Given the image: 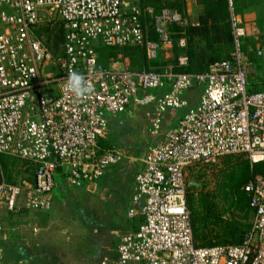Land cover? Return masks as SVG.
<instances>
[{
    "label": "built area",
    "instance_id": "2783aa9c",
    "mask_svg": "<svg viewBox=\"0 0 264 264\" xmlns=\"http://www.w3.org/2000/svg\"><path fill=\"white\" fill-rule=\"evenodd\" d=\"M171 25L185 35L189 21L176 11L156 13L155 7L125 0H0V156L36 166L33 183L0 182V264L1 245L10 237L2 218L49 211L58 172L77 186L132 158L124 149L101 145L110 117L131 106L152 107L146 115L151 137L161 134L169 110L186 111L165 140L140 159L143 169L128 211L130 218L143 217L139 231L122 237L117 261L100 264H264L263 179L245 187L255 214L239 245L199 247L188 205L192 166H219L230 155L264 161V92L249 90V76L257 70L241 52L246 34L236 18L232 57L206 73H175L172 65L160 71L97 69L99 43L139 47L155 61L162 47L174 46ZM150 27L158 41L148 39ZM58 28L64 37L62 55L55 58L49 39ZM177 46L186 50L187 37ZM187 65L182 55L178 66ZM49 67L56 72L45 73ZM72 71L90 87L79 98L67 86ZM195 88L200 99L190 108L184 95Z\"/></svg>",
    "mask_w": 264,
    "mask_h": 264
},
{
    "label": "crops",
    "instance_id": "0c3cea01",
    "mask_svg": "<svg viewBox=\"0 0 264 264\" xmlns=\"http://www.w3.org/2000/svg\"><path fill=\"white\" fill-rule=\"evenodd\" d=\"M184 1L188 21L197 23L201 12L198 1ZM234 1L238 9L234 17L239 26L245 30V37L256 43L254 53L258 57V62L255 64L250 61V63L257 67V72L249 76V90L264 92V0ZM259 52H261L260 56ZM159 57L162 62L169 63L174 59L175 51L169 46L162 47ZM110 69L126 68L124 64L116 63ZM200 94L195 98L193 89L184 95L190 108L199 103ZM142 108L147 110L146 115L152 109L151 106ZM130 109H136V106H131ZM175 114L176 112L169 110L164 115L161 134L158 137L150 136L153 145L164 141L179 118L183 116L180 114L176 118ZM116 118L121 117L119 115L110 117L109 127ZM148 149L143 155L142 153L136 155L124 149L130 157L139 160L127 159L93 182H83L74 186L67 181L64 174L58 172L54 177L56 185L50 195L51 209L23 211L20 214L21 230L16 235L11 233L9 242L5 241L7 246L1 245L4 264H100L105 259L117 261V249L122 237L138 232L143 217L138 214L130 218L128 209L125 214L112 196L117 193L111 191L107 183L101 184L99 180L116 170L129 175L131 177L130 209L136 193V176L143 169L140 159L146 155ZM116 217L120 219L115 221Z\"/></svg>",
    "mask_w": 264,
    "mask_h": 264
},
{
    "label": "trees",
    "instance_id": "16d2710c",
    "mask_svg": "<svg viewBox=\"0 0 264 264\" xmlns=\"http://www.w3.org/2000/svg\"><path fill=\"white\" fill-rule=\"evenodd\" d=\"M197 1L201 12L197 23L189 22L184 30L185 35L177 26L169 27L175 51V57L171 62H162L160 57L150 62L145 50L139 47H107L99 43L95 46L98 55L97 69L105 71L109 70L113 64L121 63L132 71H149L150 69L160 71L163 67L172 65L175 73L199 75L208 72L212 64L230 59L235 51L232 17L238 12L236 2L234 0L232 2L231 0ZM140 6L155 7L156 13L168 9L187 17L184 0H150ZM63 34V30L58 28L50 36V49L55 58L62 55ZM183 36L187 37L186 50H181L177 46L178 40ZM148 37L152 41H158V36L152 27L149 29ZM240 48L249 64H251L250 61L257 64L258 57L254 53L256 48L254 40L242 38ZM182 55L188 57V65L185 67L178 66L179 58ZM254 67L257 70V67ZM101 145L106 148L116 147L115 142L108 144L104 140L101 141ZM140 154L136 153V155ZM8 158L12 157L0 156V182L4 180L9 184H18L12 173L14 163L10 162ZM19 161L26 165L25 180L31 183L35 182L36 166L23 160ZM223 162V169L217 176L218 180L214 191H201L197 199L192 194L188 195L193 235L199 247L239 245L251 231L249 225L234 221V219L239 216L242 220L249 221L254 216L255 210L251 204V197L245 191V187L256 182L259 178L264 180V161L252 163L245 155H230L223 158ZM198 181L199 178L190 183L189 188L194 192L200 186ZM206 186L208 185H202V189ZM21 213L17 215L20 216ZM226 214L232 215L233 219H225Z\"/></svg>",
    "mask_w": 264,
    "mask_h": 264
},
{
    "label": "rangeland",
    "instance_id": "374dc122",
    "mask_svg": "<svg viewBox=\"0 0 264 264\" xmlns=\"http://www.w3.org/2000/svg\"><path fill=\"white\" fill-rule=\"evenodd\" d=\"M148 2L150 0H125L128 5H140L144 2ZM175 1V0H171ZM60 54V53H59ZM125 66V65H124ZM126 69H128L125 66ZM138 69V68H134ZM56 72L52 67L45 69V73ZM200 94V90L198 88L194 89L195 98ZM191 106V105H190ZM186 109L182 110H170V112H176V118L179 117L180 114H183ZM147 110L142 107H136V109H128L124 115L120 114V119L116 118L110 124L109 129L103 139L105 143L110 144L111 142H115L116 147L125 149L126 151H131L134 153H142L145 154L148 147L153 145V141L150 138L148 129H149V121L146 116ZM10 162L14 163L12 167V173L15 177L16 182L19 184L23 181H26V175L24 171L26 169L25 163L8 158ZM224 162L221 161V165L219 166H206V165H195L192 166L187 174H188V195H194L195 199H197L200 195V192H209L214 191L217 183V176L220 174V171L223 169ZM114 168V167H112ZM21 171V173H19ZM199 178L198 189L194 192L191 190L190 183L195 182ZM99 182L101 184L107 183L111 191H115L117 194L114 196V201L117 202V205L125 212L128 209L129 211V199L131 193V177L121 172V170L113 171L112 173L102 177ZM208 185L202 189V185ZM117 218V217H116ZM119 217L115 219L118 221ZM225 219H233V216L230 214L225 215ZM238 221L240 223H244L249 225L252 228L254 216L249 220H242L239 216H237L234 221ZM5 228L8 229V232L14 235L21 230L20 225H22V220H20L19 215H14L13 217H5L2 218L1 221ZM9 242V241H8ZM7 242L2 243V246H7Z\"/></svg>",
    "mask_w": 264,
    "mask_h": 264
},
{
    "label": "clouds",
    "instance_id": "9594fccd",
    "mask_svg": "<svg viewBox=\"0 0 264 264\" xmlns=\"http://www.w3.org/2000/svg\"><path fill=\"white\" fill-rule=\"evenodd\" d=\"M67 86L77 98L84 96L90 91V87L86 82L85 77L76 71L69 73Z\"/></svg>",
    "mask_w": 264,
    "mask_h": 264
}]
</instances>
